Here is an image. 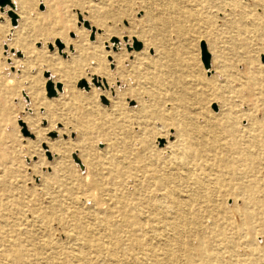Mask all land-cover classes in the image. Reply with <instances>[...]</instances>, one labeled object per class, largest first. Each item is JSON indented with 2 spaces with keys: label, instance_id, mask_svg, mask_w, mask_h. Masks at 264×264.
Instances as JSON below:
<instances>
[{
  "label": "rangeland",
  "instance_id": "obj_1",
  "mask_svg": "<svg viewBox=\"0 0 264 264\" xmlns=\"http://www.w3.org/2000/svg\"><path fill=\"white\" fill-rule=\"evenodd\" d=\"M12 3L13 8L0 4V264H45L35 256L48 253L52 264H71L68 255L75 245L67 233L86 223L93 209L107 210V196L86 180L77 153L60 164L48 148L49 141L74 139L77 129L87 147L116 163V180L106 181L125 203L139 197L140 207L159 221L171 205L165 189L176 190L185 203L182 212L174 208L182 231L169 256L160 241H153L163 257L157 264H264V0ZM9 10L18 16L15 26ZM80 33L83 54L77 53ZM134 40L147 42L145 52L154 59L136 73L128 61L143 46L128 50ZM202 43L210 52L208 70ZM119 52L126 56L120 76L113 59ZM96 57L114 75L106 85L92 83L98 76L91 70ZM63 71L71 81L79 76L74 98L63 91ZM88 79L100 92L97 97L90 87H78ZM48 80L62 85L51 98ZM115 90L121 92L120 107L111 111ZM59 117L74 130L66 131ZM94 162L99 168L100 158ZM187 162L192 170L182 175ZM168 175L173 178L157 180ZM2 177L12 180L11 189ZM77 184L83 192L74 191V204L65 186ZM53 196H59L55 205ZM187 203L205 204L213 216L187 213ZM115 218L123 247L140 256L141 249L130 246L141 238L136 221L127 226L123 210ZM31 225L36 230L25 232ZM84 249L94 255L88 264H108L95 249Z\"/></svg>",
  "mask_w": 264,
  "mask_h": 264
},
{
  "label": "bare ground",
  "instance_id": "obj_2",
  "mask_svg": "<svg viewBox=\"0 0 264 264\" xmlns=\"http://www.w3.org/2000/svg\"><path fill=\"white\" fill-rule=\"evenodd\" d=\"M8 5L10 8H13L14 5L12 3V0H10ZM5 5V6H6ZM4 7V6H1ZM11 14H14L16 17V23H17V14L13 10L8 11V15L10 16ZM86 23V22H85ZM84 23V25H85ZM88 23V22H87ZM15 26L16 24H12ZM88 27V24L87 26ZM105 32V30H104ZM62 35V34H61ZM94 35V34H91ZM90 35V36H91ZM63 40L67 42L64 38ZM85 40L84 35L82 33L79 34V40L78 44L82 46L81 50L78 51V54H83V49L84 48V43L83 41ZM113 42L116 43V38L112 39ZM63 42V41H62ZM135 42H140L137 40L133 41V44ZM142 44V42H140ZM58 48L60 49L62 47L61 43L59 41L56 42ZM132 44V47L127 46L128 50H131V48L135 51H139L143 49L142 51L139 52H134L132 55V59L128 61L129 68H131L132 72L136 73L139 71L140 67L146 69L149 67L150 64L154 62V59L149 57L145 50L148 48V43L144 42L143 45H141V48L136 50L134 49V46ZM51 45V44H49ZM70 48V47H69ZM53 50V47H52ZM76 53V54H77ZM156 53V52H155ZM210 53V52H209ZM132 54V53H131ZM157 55V54H155ZM97 59L95 58V62H93L92 66V72L94 74H98V76H93L92 77V83H94L96 86H100V82H103L105 85L107 84L106 81H112L114 78L113 73L109 72L107 67L104 65V62L102 58ZM113 59L116 62V71L118 75H121L122 68L119 67L120 63H123L124 60L126 59V56L124 53L119 52L118 54L113 56ZM163 56L160 54L158 56V61L162 62ZM157 62V60H155ZM264 63V62H263ZM124 65V64H123ZM126 66V65H124ZM204 66V65H203ZM76 71H78V67H74ZM206 69V68H205ZM210 69V68H208ZM206 69V70H208ZM100 75H103V77H100ZM79 77V76H77ZM76 77V78H77ZM137 77V76H136ZM76 78L71 81L70 75L63 71L61 73V79L64 80V87L63 91H67L68 95H71L74 98V81ZM138 78V77H137ZM90 79L83 80L86 83V86H78L80 88H85L88 89L90 85L88 84ZM10 81V80H9ZM82 81V80H81ZM80 81V82H81ZM100 81V82H99ZM52 82V80H51ZM61 85V83H54L52 82V85L54 89L57 91H60L61 88L58 89L57 85ZM46 89V88H45ZM93 95L97 97L100 92L94 90L93 87H90ZM88 91V92H89ZM91 93V94H92ZM56 94L54 96H56ZM86 94V93H85ZM114 96L110 99V108L111 111H116L119 110L120 107V94L121 92L118 90H115ZM59 96H62V94L59 92ZM87 95V94H86ZM107 95V93H105ZM47 96V94H46ZM54 96H47L48 98L54 97ZM78 97V96H77ZM81 97V96H80ZM87 97L88 96H83ZM103 98L105 97L104 95L102 96ZM101 97V98H102ZM106 99V98H105ZM142 102L138 103V107H140L141 111H144L143 103ZM45 107L48 109L49 104L46 102L44 103ZM108 111V110H107ZM60 118V117H59ZM58 118V119H59ZM63 122V125L65 127V130H74V127H71L68 125L65 120L60 118ZM156 122V121H155ZM138 130V129H136ZM139 131V130H138ZM38 131H35V135H38ZM59 136V135H58ZM177 140V136H175V140ZM85 137L84 134L77 129V132L75 131V138L74 139H68L66 141L62 140H54V141H49L48 148L56 152V158L61 159V162H56L55 163H62V159L64 160L66 156H69L71 152L77 153L78 157L80 160L85 164L86 169H87V177L86 180H91V185L95 187V189H98L101 191V193L105 196H107L106 200L108 202L107 205V210L105 211H100L97 210L93 211L88 214V221L83 224H78L76 227V230L74 229L71 232L67 233V238L70 241H73L72 244L75 245L71 247L69 255H68V260L71 262V264H88L94 259V255L92 256L89 251H85L84 248L87 250L90 249H95L96 252L98 253L97 256L98 258L100 257L101 261L108 262V264H157L159 261L163 259L159 255V253H156V251L153 249V241H160L162 243V250L164 251L163 254L164 256L168 257L169 256V251L172 248L173 244L175 241L178 239L176 237V234L182 231L180 226L177 223V216L179 215V212H176L174 208L178 205V210L180 212L184 211V205L185 203L183 202L180 203L177 199V192L173 188L171 189H165L164 195L168 199V202L170 205V208L168 207V210H166L165 213V220L159 221L156 220L154 216H152L150 213L151 211L148 208H142L140 207V201L139 197H134L133 199L130 200V202H124L122 198L119 197V192L117 188H113L112 186L107 185L106 180H116V172H114V167L116 166L114 162H112V159L110 157H101L99 156V153L96 151H93L89 147H87L85 144ZM164 143V141H163ZM161 143V146L163 145ZM168 143V142H167ZM62 145V146H61ZM103 149V148H102ZM104 151V150H103ZM164 153V152H163ZM118 156V155H117ZM120 157V156H118ZM96 158H100L101 164L99 168L95 165L94 160ZM115 158H117L115 156ZM120 159V158H118ZM56 160V159H55ZM189 162L181 166V169H184L182 171V175H186V173L190 174V171L192 168L190 166H187ZM75 165V164H74ZM60 166V165H59ZM78 167V166H77ZM103 171H107L105 174L101 173ZM193 173V172H192ZM61 177V176H59ZM58 177V178H59ZM185 177V176H184ZM4 177H2L3 179ZM171 175H168V177H165L163 179L157 178V180H171ZM40 179V178H39ZM43 182H47L46 179L41 178ZM58 180H66L63 178H59ZM12 180L8 178H4L5 184L8 186V188L11 189L10 182ZM47 184V183H45ZM64 185V183H63ZM83 192V186L80 184H77L75 187H67L65 186V191H66V198L71 201V203H76L77 198L74 194V191H80ZM180 194V192H179ZM59 196H53L52 200H54V205L57 204V199ZM48 198V197H47ZM90 203L94 206V203L92 200H90ZM80 204V203H78ZM89 204V202L87 203ZM188 204V203H187ZM91 205V206H92ZM189 207L187 208V213L190 214H195L197 212L202 214L203 218H209L213 216V213H211L205 204H198L196 207L192 204H188ZM92 206V207H93ZM89 207V206H88ZM155 205H152L150 208L155 209ZM96 208V207H93ZM123 210L125 213H127L128 218L125 220L127 223V226L135 224V222L132 223V221H136V224L138 225V231L140 232V239H134L131 243L130 246L137 247L141 249V255L140 256H132L131 253H129V249L126 247H123V239H121V236L119 234V226H118V220L115 218V213ZM64 212L69 215V217H72L73 211L69 210V208H65ZM63 212V213H64ZM41 218L44 219V216ZM176 219V220H175ZM194 220V217H193ZM210 221V220H208ZM210 223V222H209ZM33 228V229H32ZM36 229L34 228V225H31L28 229H25V232H33ZM171 232V233H170ZM81 234V238L78 236V234ZM38 234V233H37ZM172 234V235H171ZM171 235V236H170ZM259 236V235H258ZM47 247V246H46ZM45 264H52L53 258L52 254L48 253L47 256L41 257L39 255L35 256ZM160 257V258H159ZM62 260V259H61Z\"/></svg>",
  "mask_w": 264,
  "mask_h": 264
},
{
  "label": "water",
  "instance_id": "obj_3",
  "mask_svg": "<svg viewBox=\"0 0 264 264\" xmlns=\"http://www.w3.org/2000/svg\"><path fill=\"white\" fill-rule=\"evenodd\" d=\"M9 3H10V0H0V4L1 5H5V4H9ZM10 16H11L12 24H15V22H16L15 15L14 14H11ZM87 24L88 23L86 22L85 23V26H87ZM90 37L92 38L93 35H91ZM141 45L142 44L140 42H135L133 44L134 49H136V50L140 49L141 48ZM49 47L52 48V45H49ZM260 59H261L262 62H264V54H262L260 56ZM201 60H202V63L204 65V67L206 69H208L209 66H210V53L207 51L206 46L204 45V43L201 44ZM77 85L80 86V87L81 86H86V83L82 80L81 82H78ZM45 88H46V94H47V96L50 97V96H54L56 94V90L54 89L51 80H48L46 82ZM57 88L60 89L61 88V85L58 84L57 85ZM101 99H102V101L104 103H106L107 100L105 98L102 97ZM213 107L216 109V106L215 105Z\"/></svg>",
  "mask_w": 264,
  "mask_h": 264
}]
</instances>
